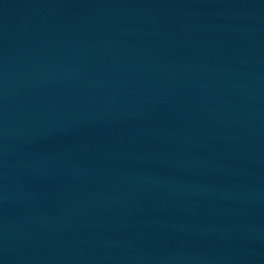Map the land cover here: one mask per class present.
<instances>
[{
  "label": "water",
  "instance_id": "water-1",
  "mask_svg": "<svg viewBox=\"0 0 264 264\" xmlns=\"http://www.w3.org/2000/svg\"><path fill=\"white\" fill-rule=\"evenodd\" d=\"M0 264H264V0H0Z\"/></svg>",
  "mask_w": 264,
  "mask_h": 264
}]
</instances>
